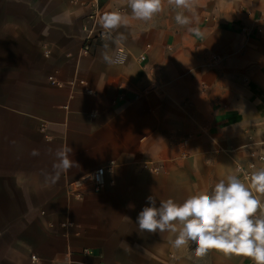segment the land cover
I'll return each mask as SVG.
<instances>
[{"label": "crops", "instance_id": "obj_1", "mask_svg": "<svg viewBox=\"0 0 264 264\" xmlns=\"http://www.w3.org/2000/svg\"><path fill=\"white\" fill-rule=\"evenodd\" d=\"M113 11L129 20L120 45L98 24ZM130 13L0 0V264H254L176 249L136 218L149 195L182 202L238 164L264 167V0H194L187 27L166 0L152 21ZM104 43L124 62L106 63ZM62 147L68 169L54 167Z\"/></svg>", "mask_w": 264, "mask_h": 264}, {"label": "clouds", "instance_id": "obj_2", "mask_svg": "<svg viewBox=\"0 0 264 264\" xmlns=\"http://www.w3.org/2000/svg\"><path fill=\"white\" fill-rule=\"evenodd\" d=\"M175 10L174 20L179 26H190L194 0H166ZM165 0H127L131 17L149 22L164 10ZM128 17L120 11L104 13L98 24L105 40L120 45L124 34L117 32L127 26ZM188 30L196 35L195 27ZM116 33L115 38L113 34ZM108 64L123 63L122 53L111 54L109 44L104 43L100 52ZM71 147L57 150L58 163L55 168L68 169L72 166L68 153ZM38 154L33 150V155ZM242 171V170H238ZM264 167L251 173L228 174L208 191H194L182 202L174 198L157 199L149 195L146 205L138 213L136 224L141 231L149 233H172L171 241L176 249L194 246L197 257L205 256L210 250L226 255H244L254 264H264Z\"/></svg>", "mask_w": 264, "mask_h": 264}, {"label": "built area", "instance_id": "obj_3", "mask_svg": "<svg viewBox=\"0 0 264 264\" xmlns=\"http://www.w3.org/2000/svg\"><path fill=\"white\" fill-rule=\"evenodd\" d=\"M218 105L223 106V102L219 101ZM251 156L254 157L255 153H252ZM260 159H262V158H260ZM249 164L250 165H249L248 171L245 170V168L243 167L242 164L237 165V170H242V171H238L242 175V177H243V173H251V172L259 169L255 162H251ZM104 175H105V169L100 168V169L96 170V172L89 177L90 186L94 190V192H100L101 191L103 184H104V182H103ZM36 259H37L36 257H32L33 261H35Z\"/></svg>", "mask_w": 264, "mask_h": 264}]
</instances>
